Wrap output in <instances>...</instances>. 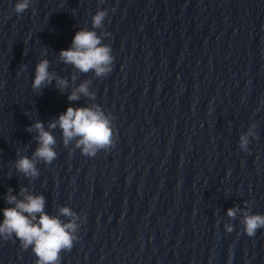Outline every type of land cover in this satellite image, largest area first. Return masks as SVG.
I'll use <instances>...</instances> for the list:
<instances>
[{"label":"clouds","instance_id":"obj_1","mask_svg":"<svg viewBox=\"0 0 264 264\" xmlns=\"http://www.w3.org/2000/svg\"><path fill=\"white\" fill-rule=\"evenodd\" d=\"M103 3V0H100ZM31 4V0H17L14 6L16 14H23ZM114 11V9H113ZM108 15L106 10L97 9L91 18L92 28H79L75 33L71 46L62 49L59 60L71 65L76 72L87 74L93 72L95 77H105L112 71L114 56L109 44L103 43L104 37L110 33L96 29H103L104 21ZM50 61L42 58L35 66V74L32 81V90L37 96L42 94L45 87H55L61 94L69 88V79L59 76L55 71H49ZM77 75H71L74 83ZM92 81L85 79L78 86L72 87L67 99L79 101L81 97L95 100V92L90 90ZM114 117L107 113L99 104L91 103L87 106L67 107L55 119L47 123L41 120L34 121L27 127L29 133H35L33 139L37 147L31 157L16 153L17 159L14 167L30 181L39 176L37 164L43 162L51 164L57 157L55 151L56 138L52 130L59 128L62 132V143L65 148L70 144L80 149L82 155L94 157L100 150H108L114 147ZM256 124L249 126L247 132L239 137L241 150H248L250 137H256ZM6 203L11 205L2 209L3 220L0 222V238L10 240L13 237L19 240L24 250L31 248L36 257L35 264H60L61 253L70 251L74 241L78 240L76 233L79 229L78 221L81 217L69 206H60L57 215H51L45 211L46 198L43 194H33L28 187L21 186L17 194L9 188L4 197ZM242 209L239 205L227 209V217L235 220L239 214L243 231L254 237L258 229L264 228V214H253L250 211L251 203L244 202ZM61 217L65 219L62 220ZM227 232L233 231V224L225 223Z\"/></svg>","mask_w":264,"mask_h":264}]
</instances>
